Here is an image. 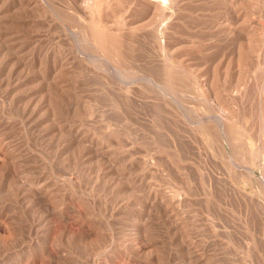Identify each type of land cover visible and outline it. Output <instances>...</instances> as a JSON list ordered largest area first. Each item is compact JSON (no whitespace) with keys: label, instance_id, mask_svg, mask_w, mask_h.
Listing matches in <instances>:
<instances>
[{"label":"rangeland","instance_id":"obj_1","mask_svg":"<svg viewBox=\"0 0 264 264\" xmlns=\"http://www.w3.org/2000/svg\"><path fill=\"white\" fill-rule=\"evenodd\" d=\"M25 1L0 0V264H264V0H237L258 28L239 59L196 53L208 36L186 34L187 18L168 63L145 20L122 32L130 0L109 10L118 54L74 18L78 57L66 49L68 0ZM209 84L230 142L202 129Z\"/></svg>","mask_w":264,"mask_h":264},{"label":"bare ground","instance_id":"obj_2","mask_svg":"<svg viewBox=\"0 0 264 264\" xmlns=\"http://www.w3.org/2000/svg\"><path fill=\"white\" fill-rule=\"evenodd\" d=\"M44 1V0H42ZM66 1V0H65ZM120 0H88V5H86L85 8H81V5L76 3V0H68V8L69 11H65L66 14L65 18L67 19V26H66V34H65V41H66V49L68 52L75 53V55L78 57L80 54L84 55V51L82 49V43H83V37L81 36L80 32H76L71 28L70 25H72V22L74 21V18L77 16L78 18L80 16H87L90 18L86 19L89 21V25L87 26L86 32L88 31L91 37L93 38V42L96 45V47L101 50V52H114L117 53L122 51V41L124 40L122 34L114 33L112 32L111 26L108 23L109 21V10L112 9V6H117L118 2ZM123 2V0H121ZM211 1L212 0H130V5L128 6V10H126V13L128 12L127 16L130 19H126L122 23V32L124 34H127V24H133L135 22H140V20H145V23L143 26H150V32L146 31L145 33L151 36V38L155 39L156 41V47L159 48V51L162 53V56L165 58L166 62L168 63V58L172 59L176 56H178V53H176L175 50H173V40H175V34L176 31L181 28V23L185 21L186 24H188L187 18H190L191 20L196 21V26H194L193 29H191V26L187 27L185 24L184 32L191 35V32H195L204 36H208L209 40L206 41H197L195 47V52L198 54H201L204 51H215L218 53H221L219 57L222 55L221 62L225 61V58L228 57V59H239L240 54L243 51L242 46L243 43L246 45L250 44L252 40L256 38L257 33V26L252 24L251 22H245L243 21V18L239 11V6L237 5V0H229V4L227 5H221L218 11V14L216 15L213 12V9L211 8ZM215 0H213L214 2ZM239 1V0H238ZM39 2V1H38ZM46 2V1H45ZM87 2V1H86ZM217 2V1H216ZM224 2V1H223ZM228 2V0H227ZM34 4V0H26L25 5ZM44 3V2H43ZM128 3V4H129ZM225 3V2H224ZM211 4V5H210ZM24 5V4H23ZM191 7L192 12L189 13H183L182 9L185 7ZM46 6V5H45ZM127 6V5H126ZM125 6V7H126ZM216 5L214 4V7ZM226 6V7H225ZM15 7V6H13ZM13 7H10V10H13ZM27 7V6H25ZM49 7V6H48ZM51 7V6H50ZM55 7V6H54ZM213 7V8H214ZM22 8V7H21ZM127 8V7H126ZM264 8V7H263ZM8 8H5V10ZM50 9V8H49ZM52 9V8H51ZM57 9V7H56ZM114 9V8H113ZM9 10V9H8ZM22 10V9H21ZM59 10V9H58ZM190 10V9H189ZM35 11V10H34ZM37 11V10H36ZM51 11V10H50ZM74 11V12H73ZM185 11V10H184ZM187 11V10H186ZM38 12V11H37ZM61 12V11H60ZM64 12V13H65ZM264 13V12H263ZM39 14V13H38ZM55 14V13H54ZM60 14V13H59ZM4 15V14H3ZM63 15V14H62ZM1 16V15H0ZM32 16V15H31ZM39 16V15H38ZM62 17V16H61ZM127 18V17H126ZM134 18V19H133ZM34 19V18H33ZM64 20V18H63ZM65 21V20H64ZM78 21V20H77ZM187 21V22H186ZM62 22V21H61ZM118 22V21H117ZM262 22V21H261ZM256 23V22H255ZM263 23V22H262ZM3 24V23H1ZM7 24V23H6ZM5 24V25H6ZM66 24V23H65ZM190 24V23H189ZM188 24V25H189ZM16 25V23H15ZM74 25V24H73ZM76 25V24H75ZM87 25V22H86ZM119 25V23L116 24V26ZM183 25V24H182ZM28 26V25H27ZM26 26V27H27ZM116 27L115 25H113ZM18 27V26H16ZM193 27V26H192ZM142 28V27H141ZM140 28V29H141ZM146 28V27H145ZM144 28V31H145ZM82 29V27H80ZM116 29V28H115ZM140 31V30H139ZM179 31V30H178ZM183 31V30H182ZM17 32V31H16ZM143 32V30H142ZM140 33V32H139ZM144 33V32H143ZM145 34V38H146ZM29 35V34H28ZM138 35V34H137ZM184 35V34H183ZM187 35V36H188ZM193 35V34H192ZM195 35V34H194ZM211 35L213 37H211ZM125 36V35H124ZM143 36V35H142ZM210 36V38H209ZM126 37V36H125ZM262 37L264 38V31H262ZM138 38V37H137ZM144 38V39H145ZM150 38V39H151ZM47 39V38H46ZM53 39V38H52ZM134 39V38H133ZM141 39V38H139ZM149 39V37H148ZM147 39V41H148ZM179 39V38H178ZM186 39V38H185ZM190 39V38H189ZM187 39V40H189ZM90 40V39H89ZM129 40V39H128ZM142 41V40H141ZM151 41V40H150ZM149 41V42H150ZM184 41V40H183ZM190 41V40H189ZM8 42V41H7ZM134 42V41H133ZM137 42V41H136ZM148 42V43H149ZM153 42V41H152ZM151 42V43H152ZM180 42V41H179ZM186 42V40H185ZM90 43V42H89ZM124 43V42H123ZM132 43V42H131ZM130 43V44H131ZM153 44V43H152ZM189 44V43H188ZM187 44V45H188ZM6 45V44H5ZM91 45V44H90ZM126 45V42H125ZM135 45V44H134ZM139 45V44H138ZM193 45V44H192ZM28 46V45H27ZM190 46V45H189ZM7 48V47H6ZM128 48V47H126ZM124 48V49H126ZM134 48V47H133ZM188 48V46H187ZM23 49V48H22ZM94 49V48H93ZM193 49V47L191 48ZM250 50V49H249ZM27 51V50H26ZM149 51V50H148ZM25 52V51H24ZM150 52V51H149ZM3 53V52H2ZM16 53V52H15ZM42 55V54H41ZM87 55V54H85ZM89 55V53H88ZM87 55V56H88ZM114 55V54H113ZM197 55V54H196ZM93 56V55H92ZM132 56V55H131ZM186 56V55H185ZM91 57V55H90ZM88 57V58H90ZM94 57V56H93ZM91 57V58H93ZM96 57V58H95ZM95 59H98L99 61L107 63L108 61L105 59L104 56H95ZM136 57V56H135ZM65 58V57H64ZM130 58V57H129ZM145 58V57H144ZM217 58V57H216ZM18 59V57H17ZM21 59V58H20ZM176 59V58H174ZM218 59V58H217ZM216 59V60H217ZM162 59L160 58L159 61ZM196 60V59H195ZM227 60V59H226ZM97 61V60H96ZM98 61V62H99ZM111 61V60H110ZM115 61V60H114ZM159 61H157L159 63ZM170 61V60H169ZM142 62V61H141ZM66 63V62H65ZM157 63V65H158ZM166 63V64H167ZM174 63V62H173ZM206 63V62H205ZM136 64V63H135ZM141 64V63H140ZM161 64V63H160ZM194 64V63H192ZM11 65V64H10ZM106 66L108 64H105ZM112 65V64H110ZM109 65V66H110ZM127 65V64H126ZM177 67L180 69L178 71H181V69L188 68V65L185 64L183 61L176 63ZM175 65V66H176ZM26 66V65H25ZM65 66V65H64ZM100 66V65H99ZM141 66V65H140ZM160 66V65H159ZM170 66V64H169ZM173 66V65H172ZM108 67V66H107ZM146 67V66H145ZM194 67V66H193ZM212 67V66H211ZM22 68V67H21ZM111 68V66H110ZM109 68V69H110ZM112 68H115L113 66ZM136 68V67H135ZM139 68V67H138ZM144 68V67H142ZM1 69V68H0ZM58 69V68H57ZM108 69V70H109ZM141 69V68H140ZM146 69V68H145ZM21 70V69H20ZM54 70V69H53ZM111 74H116L117 71L112 69ZM161 70V69H160ZM212 70V69H211ZM19 71V70H18ZM66 71V69H65ZM84 71V70H83ZM141 71V70H140ZM152 71V69H151ZM159 71V70H158ZM157 71V72H158ZM175 71V69H173ZM8 72V71H7ZM97 72V71H96ZM119 72V71H118ZM127 72V71H126ZM169 75L175 74L172 71H167ZM172 72V73H171ZM178 78H182L181 75L177 74ZM211 72V71H210ZM70 73V72H69ZM88 73V72H87ZM207 73V72H206ZM213 73V72H212ZM6 74V73H5ZM134 74V73H133ZM155 74V73H153ZM191 75V73L187 72V75ZM16 75V74H15ZM120 75V74H119ZM118 76V75H117ZM160 76V75H158ZM210 76V75H209ZM112 77V75H111ZM212 77V76H211ZM2 78V77H1ZM116 78V77H115ZM132 78V77H131ZM142 78V77H141ZM201 78V76H200ZM28 79V78H27ZM125 79V78H124ZM128 79V78H127ZM126 79V80H127ZM151 80V78H149ZM203 79V78H202ZM47 80V79H46ZM121 80V79H120ZM123 80V79H122ZM135 80V79H134ZM149 80V81H150ZM153 80V79H152ZM129 80H127V83ZM138 81V80H137ZM136 81V82H137ZM144 81H147L144 80ZM210 81V80H208ZM113 82V81H112ZM134 82V81H133ZM61 83V82H60ZM148 83V82H147ZM209 83V82H208ZM208 83H204L203 85L206 86ZM22 84V83H21ZM199 84V83H198ZM210 85V84H209ZM7 86V85H6ZM12 86V85H11ZM250 86V85H249ZM4 87V86H3ZM159 87V86H158ZM208 87V88H207ZM205 90V98L210 99L213 103V109L211 113L208 115L207 119L202 124V129L205 133L213 135L218 137L222 142L228 141L230 142L231 134L229 131V119H228V113H217L218 111H224V102L222 99L218 98V95L215 93L214 88L210 85L207 86ZM255 87V86H254ZM67 88V87H66ZM161 89V88H160ZM108 90V89H107ZM251 90V89H249ZM253 90V89H252ZM255 90V89H254ZM165 91V90H164ZM11 93V92H10ZM167 93V92H166ZM250 93V92H249ZM194 94V93H193ZM248 94V93H247ZM164 95V94H163ZM168 95V94H167ZM242 95V94H241ZM249 95V94H248ZM12 96V95H11ZM188 96V95H187ZM117 97V96H116ZM204 97V96H203ZM249 97V96H248ZM261 97V96H260ZM68 98V97H67ZM48 99V98H47ZM176 99V98H175ZM252 99V98H251ZM237 100V99H236ZM207 101V100H206ZM250 102V101H249ZM259 102V101H258ZM257 102V103H258ZM19 103V102H18ZM25 103V102H24ZM180 103V102H179ZM211 103V102H210ZM255 103V102H254ZM6 104V103H5ZM73 106V105H72ZM260 106V105H259ZM23 107V106H22ZM247 107V106H246ZM260 108V107H259ZM184 109V108H181ZM257 109V107H256ZM248 110V109H247ZM253 110V109H252ZM72 112V111H70ZM184 112V111H183ZM182 112V114H183ZM181 113V112H180ZM187 113V112H185ZM192 113V112H191ZM3 114V113H2ZM53 114V113H52ZM186 115V114H185ZM194 115V114H193ZM247 115V114H246ZM52 116V115H51ZM254 116V114H253ZM256 116V115H255ZM188 117V116H187ZM256 119V117H254ZM260 118V116H259ZM168 119V118H167ZM186 119V118H185ZM201 119V118H200ZM191 120V119H190ZM261 120V119H260ZM53 121V120H51ZM194 121V120H192ZM202 121V120H201ZM200 121V122H201ZM30 122V121H29ZM196 122V121H195ZM6 123V122H5ZM189 123V121H188ZM261 123V122H260ZM196 124V123H195ZM250 124V123H249ZM23 127V126H22ZM249 128V126H248ZM25 129V128H24ZM58 129V128H57ZM259 129V128H258ZM27 131V130H26ZM57 131V130H56ZM258 131V130H257ZM261 131V130H260ZM258 134V133H257ZM260 134V133H259ZM262 134V133H261ZM264 136V135H263ZM261 139V138H260ZM185 141V140H184ZM183 141V142H184ZM81 142V141H80ZM259 142V141H258ZM185 143V142H184ZM186 144V143H185ZM178 145V144H177ZM179 146V145H178ZM189 146V145H188ZM27 147V146H26ZM75 147V146H74ZM20 148V147H19ZM191 148V147H190ZM262 148V147H260ZM261 150V149H260ZM193 151V150H192ZM78 152V151H77ZM184 152V151H183ZM90 154V153H89ZM102 154V153H101ZM4 156V155H3ZM263 157V156H262ZM264 159V158H263ZM12 160V159H10ZM93 160V159H92ZM108 160V159H107ZM263 165V163H262ZM234 167V166H233ZM13 168V167H12ZM251 169V168H250ZM249 169V170H250ZM104 171V170H103ZM251 171V170H250ZM13 172V171H12ZM196 173V172H195ZM253 175L252 171L251 173H248ZM104 175V174H103ZM212 175V174H211ZM264 175V173H263ZM260 176V175H259ZM212 177V176H211ZM264 177V176H262ZM10 178V177H9ZM217 178V177H215ZM261 180V177H259ZM258 179V178H257ZM215 181V180H214ZM263 181V180H262ZM261 183V182H260ZM264 183V182H263ZM216 184V183H215ZM219 184V183H218ZM218 188V187H217ZM220 190V189H219ZM93 204V203H92ZM42 205V204H41ZM48 205V203H47ZM258 205V204H257ZM50 206V205H49ZM253 206V205H252ZM262 206H264L262 204ZM37 207V206H36ZM151 207V206H150ZM259 207V206H258ZM264 209V208H263ZM260 210V209H259ZM98 211V210H97ZM96 211V212H97ZM47 212V211H46ZM263 218V217H262ZM105 219V218H104ZM167 219V218H166ZM252 221V220H251ZM259 221V220H258ZM255 223H257L255 221ZM258 224V223H257ZM87 225V224H86ZM172 225V224H171ZM88 231V230H87ZM90 231V230H89ZM143 236V235H142ZM107 237V236H106ZM108 238V237H107ZM113 243V242H112ZM111 247V246H110ZM126 251V250H125ZM124 252V251H123ZM51 256V255H50ZM68 263V262H67Z\"/></svg>","mask_w":264,"mask_h":264}]
</instances>
